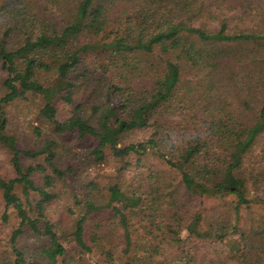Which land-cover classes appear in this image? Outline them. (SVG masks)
Listing matches in <instances>:
<instances>
[{
    "label": "trees",
    "instance_id": "1",
    "mask_svg": "<svg viewBox=\"0 0 264 264\" xmlns=\"http://www.w3.org/2000/svg\"><path fill=\"white\" fill-rule=\"evenodd\" d=\"M1 72L16 177L0 197L19 225L0 264L264 255V0H0ZM20 104L33 149L9 134ZM108 158L132 181L81 179Z\"/></svg>",
    "mask_w": 264,
    "mask_h": 264
},
{
    "label": "rangeland",
    "instance_id": "2",
    "mask_svg": "<svg viewBox=\"0 0 264 264\" xmlns=\"http://www.w3.org/2000/svg\"><path fill=\"white\" fill-rule=\"evenodd\" d=\"M124 12L123 10H120L118 14H121ZM117 13V12H116ZM115 13V14H116ZM118 14H116L115 18ZM210 29L216 30L218 29L217 23H212L209 26ZM1 76H6V73L1 72ZM66 109H68V106H65ZM10 110V117L12 119V125L10 127L9 134L16 137L18 142L20 143V147L24 149H33L35 147V141L36 139L33 134V128L36 127L38 124L36 123V110L32 107H28L25 104H20L18 107H12L9 108ZM139 137L144 138L142 134H139ZM135 135L134 137H130L129 141H135ZM80 153L82 154L83 151L80 150ZM11 153L3 148L0 145V178L1 179H14L16 177L15 170L11 164ZM150 159L153 164L157 167H161V162L158 160L156 155H152L150 153ZM118 160H115L113 158H108L105 163L101 165H97L95 167H91L87 169L84 174H82L81 179H96L99 182L103 184H111V183H120L122 186L127 184V182L132 181V178L135 176V170L133 166L128 167L126 170L121 169L122 166H124V163H118ZM131 161V160H130ZM25 164L28 166L30 164L35 165L36 162H25ZM18 193L22 196V189L19 188ZM221 207V206H220ZM56 211V210H55ZM217 211H220L217 209ZM5 213V202L2 197H0V251L1 247H7L9 243L10 236L12 232L18 227L19 221L16 217V212L13 208L9 209V219L7 222H4L3 216ZM208 236L212 240H218L220 238V234L217 232H212L208 234ZM111 239V236H110ZM110 239H108V243H110ZM116 237H113V240H115ZM33 244V242L31 241ZM74 244L78 245L80 248L87 250L89 245L85 242V244L74 241ZM209 249V252L211 251V248L204 249L202 253H205ZM232 257V256H231ZM256 260V264H264V255L258 256L257 258L254 257ZM221 261L217 264H246L242 260H238L237 258H234V260H225V258H221ZM215 264V263H214Z\"/></svg>",
    "mask_w": 264,
    "mask_h": 264
}]
</instances>
